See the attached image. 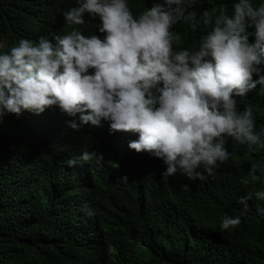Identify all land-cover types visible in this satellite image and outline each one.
I'll return each instance as SVG.
<instances>
[{
	"label": "clouds",
	"instance_id": "clouds-1",
	"mask_svg": "<svg viewBox=\"0 0 264 264\" xmlns=\"http://www.w3.org/2000/svg\"><path fill=\"white\" fill-rule=\"evenodd\" d=\"M216 4L76 0L62 12L67 34L12 44L0 38V119L55 106L82 138L85 125L108 122L110 134H138L127 147L163 163L164 180L179 173L207 181L234 158L230 138L249 161L239 182L259 185L239 198L247 213L248 200L264 201V126L257 129L254 106L240 108L237 98L257 85L264 92V0ZM85 16L98 22L90 35L81 31ZM80 158L103 162L102 154L87 150ZM118 182L127 183V176ZM256 214L264 217V207L257 205ZM241 223V215L224 214L220 228Z\"/></svg>",
	"mask_w": 264,
	"mask_h": 264
},
{
	"label": "trees",
	"instance_id": "trees-1",
	"mask_svg": "<svg viewBox=\"0 0 264 264\" xmlns=\"http://www.w3.org/2000/svg\"><path fill=\"white\" fill-rule=\"evenodd\" d=\"M73 6L76 0H0V38L12 44L67 34L62 12ZM85 20L78 27L90 35L98 22ZM259 87L237 98L240 108L254 106L257 129L264 126ZM57 109L0 119V264H264V217L256 214L264 201L248 200L243 215L238 202L259 187L239 182L249 166L243 146L229 138L234 158L207 181L179 173L164 180L163 163L127 147L138 134H110L102 121L85 125L82 138ZM84 150L103 162L82 161ZM122 176L127 183L118 182ZM224 214L241 215L242 223L222 230Z\"/></svg>",
	"mask_w": 264,
	"mask_h": 264
}]
</instances>
